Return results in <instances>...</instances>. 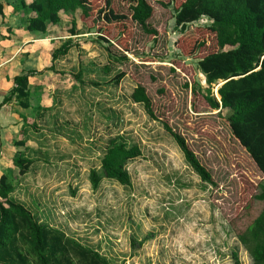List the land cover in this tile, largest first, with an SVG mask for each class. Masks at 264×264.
<instances>
[{"label": "rangeland", "instance_id": "obj_1", "mask_svg": "<svg viewBox=\"0 0 264 264\" xmlns=\"http://www.w3.org/2000/svg\"><path fill=\"white\" fill-rule=\"evenodd\" d=\"M146 2L155 36L131 21L123 0H88L89 18L60 13L59 24L37 35L30 107L15 105L23 125L8 136L13 156H6L3 173L13 185L10 199L109 264H252L236 235L250 221L242 215L262 175L232 137L228 112L210 110L192 92L197 83L206 87L196 61L217 51L214 36L201 30L209 22L188 29L205 42L192 51L195 41H182L173 20L182 0ZM110 13L123 19L109 23ZM72 22L76 36L69 33ZM66 41L70 50L53 61ZM118 74L124 77L114 84ZM138 86L154 119L132 101ZM165 124L185 140L214 186L185 163ZM112 142L141 151L126 166L130 185L104 179L93 190L89 172L100 173ZM18 156L32 162L24 176L12 164ZM238 216L240 224L231 225ZM27 264L35 260L29 256Z\"/></svg>", "mask_w": 264, "mask_h": 264}, {"label": "trees", "instance_id": "obj_2", "mask_svg": "<svg viewBox=\"0 0 264 264\" xmlns=\"http://www.w3.org/2000/svg\"><path fill=\"white\" fill-rule=\"evenodd\" d=\"M123 1L131 12V21L147 35L155 36L156 32L147 23L153 10L146 0ZM89 5L88 0H33L29 5L24 0H17L15 9L26 15L34 14L27 21V32L44 35L49 24L60 23V13L81 11L83 20L89 18ZM173 11L175 28L186 43L195 41L193 31L188 32L193 24L203 18L209 22L201 30L214 36L217 51L196 61L194 68L203 77L206 87L202 89L195 83L197 90L194 88L192 92L199 95L210 110L220 114L228 112L225 120L232 137L262 175L256 193L246 205L248 212L242 215L244 218L248 216L250 221L236 237L252 264H264V0H182ZM110 15L111 18L105 17L109 23L123 19L122 16ZM0 16H3L1 3ZM71 25L70 35H78L75 23ZM204 43L195 41L191 50L200 49ZM71 46V41L63 43L51 54L52 60L65 56ZM35 74L36 71H29L15 77L12 80L14 87L1 104L14 101L20 108L28 110L29 78ZM123 77V74L114 77V84H118ZM219 85L217 100L213 87ZM131 98L154 119L151 101L144 88L136 87ZM164 128L191 170L203 183L214 186L211 175L185 140L166 124ZM140 156L141 151L137 146L112 142L101 160L100 173L95 170L89 172L91 188L97 189L104 179L129 186L126 166ZM12 164L18 169L19 176H24L32 162L18 156L12 160ZM7 174L3 173L0 177V264H27L29 256L35 260V264H109L97 252L76 243L62 232L38 224L30 211L14 203L10 199L13 185ZM240 221L242 219L238 216L231 225L238 226ZM18 244L26 247L25 254Z\"/></svg>", "mask_w": 264, "mask_h": 264}, {"label": "crops", "instance_id": "obj_3", "mask_svg": "<svg viewBox=\"0 0 264 264\" xmlns=\"http://www.w3.org/2000/svg\"><path fill=\"white\" fill-rule=\"evenodd\" d=\"M29 5L33 0H24ZM2 4V14L0 16V177L6 170L4 163H10L6 158L13 152L10 144H7L8 136H12L16 131L21 130L23 123L17 120L16 115L22 117L23 113L17 111L13 101L8 104H1L14 87L13 79L29 71H37L38 44L37 35L25 30L27 21L34 14L26 15L21 10L15 9L17 0H0ZM47 33V32H46ZM40 36V37H41ZM45 48V47H42ZM63 57V56H62ZM51 58L49 57V60ZM49 64V63H48ZM47 65L46 67H48ZM29 78V85L30 80ZM30 90V88H29ZM26 116V115H25ZM22 120V119H21ZM24 120V119H23ZM26 121V120H25ZM13 156V155H11Z\"/></svg>", "mask_w": 264, "mask_h": 264}, {"label": "bare ground", "instance_id": "obj_4", "mask_svg": "<svg viewBox=\"0 0 264 264\" xmlns=\"http://www.w3.org/2000/svg\"><path fill=\"white\" fill-rule=\"evenodd\" d=\"M215 96H216L217 99H219V96L216 93H215Z\"/></svg>", "mask_w": 264, "mask_h": 264}, {"label": "water", "instance_id": "obj_5", "mask_svg": "<svg viewBox=\"0 0 264 264\" xmlns=\"http://www.w3.org/2000/svg\"><path fill=\"white\" fill-rule=\"evenodd\" d=\"M220 86H221V85H220ZM220 86H219V87H220ZM219 87H218V88H219ZM216 94H217V90H216ZM217 95H218V94H217ZM218 100H219V99H218Z\"/></svg>", "mask_w": 264, "mask_h": 264}]
</instances>
